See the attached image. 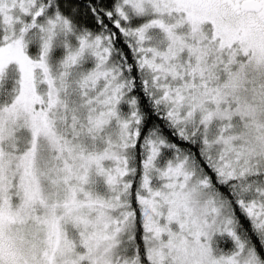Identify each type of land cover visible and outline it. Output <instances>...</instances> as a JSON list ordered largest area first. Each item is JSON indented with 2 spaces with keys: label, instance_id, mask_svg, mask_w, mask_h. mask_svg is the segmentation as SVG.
Returning a JSON list of instances; mask_svg holds the SVG:
<instances>
[{
  "label": "snow or ice",
  "instance_id": "1",
  "mask_svg": "<svg viewBox=\"0 0 264 264\" xmlns=\"http://www.w3.org/2000/svg\"><path fill=\"white\" fill-rule=\"evenodd\" d=\"M0 264H264V0H0Z\"/></svg>",
  "mask_w": 264,
  "mask_h": 264
}]
</instances>
